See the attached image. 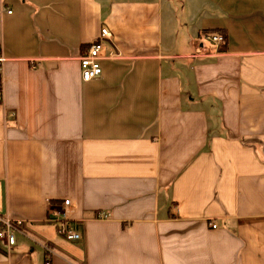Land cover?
<instances>
[{
    "label": "crops",
    "instance_id": "1",
    "mask_svg": "<svg viewBox=\"0 0 264 264\" xmlns=\"http://www.w3.org/2000/svg\"><path fill=\"white\" fill-rule=\"evenodd\" d=\"M0 56V264H264V0H0Z\"/></svg>",
    "mask_w": 264,
    "mask_h": 264
},
{
    "label": "built area",
    "instance_id": "2",
    "mask_svg": "<svg viewBox=\"0 0 264 264\" xmlns=\"http://www.w3.org/2000/svg\"><path fill=\"white\" fill-rule=\"evenodd\" d=\"M11 12V11H10ZM111 38L112 34L107 28L102 29V38ZM204 42L212 43L216 46H219L225 43V36L220 32H207L202 36ZM106 45L103 39H98L94 41L87 52L79 57L82 71V78L85 81H89L99 76L102 73V67L100 64L101 60L104 59H118L122 56L113 49V44L111 43V52L106 53L105 51ZM210 54H197L195 56H206ZM4 58L0 56V62L3 61ZM3 101V92L0 90V102ZM15 112L11 111L10 116L15 117ZM70 201L66 200L64 205H69ZM53 218L52 221L57 224L58 231L65 238L69 240H80L82 238L81 233L76 231L73 223L67 215L65 209H57L52 212ZM110 214H102L99 215V218L105 219L108 218ZM3 223L2 228L0 229V239H4L9 246H12L16 243L15 231L17 227H19L22 222L13 223L10 220H2ZM214 227H217L216 224H213ZM47 264H50L47 262Z\"/></svg>",
    "mask_w": 264,
    "mask_h": 264
},
{
    "label": "trees",
    "instance_id": "3",
    "mask_svg": "<svg viewBox=\"0 0 264 264\" xmlns=\"http://www.w3.org/2000/svg\"><path fill=\"white\" fill-rule=\"evenodd\" d=\"M2 89V81H1V75H0V90Z\"/></svg>",
    "mask_w": 264,
    "mask_h": 264
}]
</instances>
